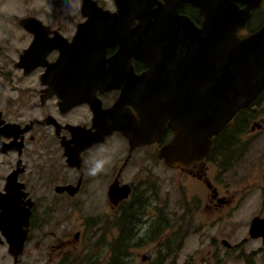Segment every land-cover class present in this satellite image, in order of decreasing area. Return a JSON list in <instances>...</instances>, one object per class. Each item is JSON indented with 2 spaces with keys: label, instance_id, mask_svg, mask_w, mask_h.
Listing matches in <instances>:
<instances>
[{
  "label": "flooded vegetation",
  "instance_id": "af4514ba",
  "mask_svg": "<svg viewBox=\"0 0 264 264\" xmlns=\"http://www.w3.org/2000/svg\"><path fill=\"white\" fill-rule=\"evenodd\" d=\"M78 1L81 18L73 24L58 17L49 22L39 17L49 26L42 35L49 38L57 31L71 40L76 24L87 18L81 12L83 0ZM95 1L125 23L118 25L115 20L109 27L97 28L105 33L100 43L104 47L100 60L103 77L114 84L88 86V98H77L70 62L55 64L54 69L60 49L50 48L44 58L37 57V52L21 57L36 38L33 31L20 25V18L26 45L12 62L16 75L0 62V85L6 83L11 91L5 93L0 87V211L10 206V210L25 212L28 218L22 225L28 231L17 258L9 250L4 224H0V244L7 246L14 264L26 255L44 259V264H182L184 233L191 230L184 223L186 219L196 218L198 228H213L216 211L233 200L229 188L219 184H223L220 177L231 166L230 159L240 158L247 150L243 141L236 145L237 136L247 135L251 149L258 147L252 142L257 139L255 131L264 129V86L248 106L211 136L207 155L187 165L165 164L158 152L175 129L165 122L157 141L154 137L159 118L149 123V117H143L142 96L134 88V75L145 72L147 65L138 55L136 31L145 29L146 42L157 43L162 38L172 41L185 22L201 27L200 5L204 0H128L130 9L126 10L119 9L120 0ZM231 1L239 10L245 7L243 0ZM263 9L264 0L252 7L246 26L238 29L240 38L264 23ZM253 17L258 19L256 24ZM171 43L177 48L174 41ZM152 49L155 52L157 48ZM113 125L142 134L149 132L150 142L132 146L129 138L115 128L102 139H92L94 132ZM214 151L217 154L211 158ZM256 154L262 163L257 164L254 190L264 206V147ZM167 172L177 173L180 197L163 188L164 179L173 182L176 178L164 177ZM187 180L200 194L190 191ZM122 187L128 190L125 197L117 195ZM246 188H251L249 183L236 192H246ZM255 216L264 218V210L251 216L247 228L248 236L258 240L259 246L247 255L240 251L239 256L250 262V255L258 251L263 253L264 264V234L255 237L249 233ZM223 240H227L226 245ZM220 242L231 251L241 243L233 244L228 238ZM216 245L217 237L210 239L211 255L218 261Z\"/></svg>",
  "mask_w": 264,
  "mask_h": 264
},
{
  "label": "water",
  "instance_id": "95a60500",
  "mask_svg": "<svg viewBox=\"0 0 264 264\" xmlns=\"http://www.w3.org/2000/svg\"><path fill=\"white\" fill-rule=\"evenodd\" d=\"M243 1L245 7L239 10L231 0H204L200 5L201 27L185 22L179 36L172 40L177 48L165 38L157 43L146 42L145 29L136 28L138 55L143 56L147 70L134 75V88L142 96L143 117H149V123L159 118L154 138L161 139L165 122L175 129L173 137L158 152L169 166L187 165L207 155L211 136L220 132L238 110L248 106L264 86V23L249 35L240 38L238 34V29L246 26L252 7L262 0ZM119 9H130L129 1L120 0ZM81 12L87 18L76 24L71 40L57 31L49 38L42 35L49 26L38 16H22L19 23L33 31L36 38L24 48L21 57L37 52V57L44 58L50 48L57 47L60 54L54 65L70 62L76 77V96L86 99L88 86L114 84L103 77L100 60L104 47L100 43L105 33L97 28L109 27L115 20L118 25L125 23L116 13L103 10L95 0H83ZM43 42L48 45L43 46ZM152 47L157 48L155 52ZM114 128L127 136L132 146L150 142L149 132H132L119 125L94 132L92 139H102ZM124 187L119 188L118 196L128 195ZM9 207L0 211V224L5 225L9 250L17 258L23 251L28 230L22 225L28 218L25 212ZM251 221L249 233L255 237L264 234V218L255 216ZM223 242L227 244V240Z\"/></svg>",
  "mask_w": 264,
  "mask_h": 264
},
{
  "label": "rangeland",
  "instance_id": "374dc122",
  "mask_svg": "<svg viewBox=\"0 0 264 264\" xmlns=\"http://www.w3.org/2000/svg\"><path fill=\"white\" fill-rule=\"evenodd\" d=\"M80 1L78 0H0V62L6 63L5 69L11 70L12 75H16V70L13 67V61L15 60L18 52L26 45L25 33L22 27L18 24V19L25 15L38 16L43 21L49 22L53 17L61 19H67L71 24L75 20H79L81 15L79 13ZM264 11V9H263ZM255 24L258 19L252 18ZM1 89L5 93H11L7 84L3 82ZM244 111H247L245 109ZM246 113V112H245ZM246 114H244V117ZM241 118L243 116H240ZM247 118V117H245ZM239 120V119H238ZM251 121L247 124V129L250 128ZM257 139L252 142V146L258 147L251 149L249 137L247 135H238L236 145L239 146L240 142L247 144V150L241 157L233 160L231 166L226 169L225 173L220 177L223 184H219L223 189L224 187L229 188V195L233 197V200L228 204H225L221 210L216 211L215 226L213 228L199 227L198 220L196 218L184 222L188 228H191L190 232L184 233V248L181 256L182 264H263V253L256 251L252 253L251 261L247 262L245 257H240L239 253L242 251L244 254L250 253L251 250L256 249L259 246V241L254 240L248 236L247 228L249 226V220L251 216L264 210V206L261 204V199L256 190H254V183L258 182L256 176L258 175L257 166L259 162L256 159V152L264 147V129L256 130ZM246 137V138H245ZM235 145L236 149L238 147ZM260 147V148H259ZM240 152V149H239ZM216 151L211 153V158L216 156ZM264 160V154L262 156ZM210 162V160H208ZM225 161V160H224ZM264 164V162H263ZM262 164V165H263ZM226 165V164H225ZM224 165V166H225ZM226 168V167H225ZM166 172V170H165ZM177 175L172 172H167L163 176L175 177ZM178 176L172 180L164 179L163 188L165 190L173 191L172 194L176 197H180V190ZM183 180V179H182ZM190 187V191L200 194L199 189H194L195 185L186 181ZM250 185V189L240 190L236 192L237 188L240 189L244 186ZM175 187V191L173 190ZM194 187V188H193ZM262 198V197H261ZM195 228V229H193ZM193 229V230H192ZM217 237V245L219 252V260L217 261L212 254L213 247L210 246V239ZM221 238H228L231 243L241 242L239 248L236 250H229L223 246L220 242ZM30 248V245L28 246ZM227 252L230 254L227 255ZM44 259L37 260L29 255L21 258L20 263L17 264H44ZM85 264H88L84 261ZM0 264H14L12 257L7 251L5 244H0ZM65 264H82L78 261L66 262Z\"/></svg>",
  "mask_w": 264,
  "mask_h": 264
}]
</instances>
